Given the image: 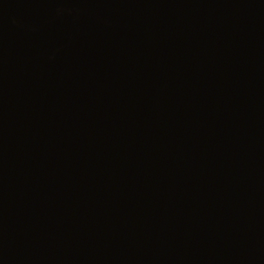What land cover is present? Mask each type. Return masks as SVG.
Listing matches in <instances>:
<instances>
[{
    "label": "water",
    "instance_id": "95a60500",
    "mask_svg": "<svg viewBox=\"0 0 264 264\" xmlns=\"http://www.w3.org/2000/svg\"><path fill=\"white\" fill-rule=\"evenodd\" d=\"M0 264H264V0H0Z\"/></svg>",
    "mask_w": 264,
    "mask_h": 264
}]
</instances>
